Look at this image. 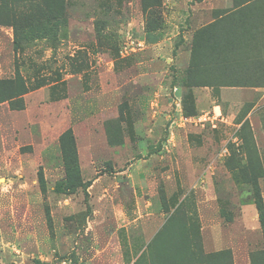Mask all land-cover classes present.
<instances>
[{
    "label": "rangeland",
    "instance_id": "obj_1",
    "mask_svg": "<svg viewBox=\"0 0 264 264\" xmlns=\"http://www.w3.org/2000/svg\"><path fill=\"white\" fill-rule=\"evenodd\" d=\"M25 12L56 32L0 16V264H264V0Z\"/></svg>",
    "mask_w": 264,
    "mask_h": 264
},
{
    "label": "trees",
    "instance_id": "obj_2",
    "mask_svg": "<svg viewBox=\"0 0 264 264\" xmlns=\"http://www.w3.org/2000/svg\"><path fill=\"white\" fill-rule=\"evenodd\" d=\"M34 0H0V16L1 18L5 16L6 14H10L11 22L14 28V34H15V41H14V46L19 47V41L21 39H32L36 37H28V33L31 34H37V35H48V38L53 40L54 39V34L56 31L53 29L52 23L48 25H41L39 27L38 20H32L30 15L32 14L31 12H28L26 14L25 8L29 4H32ZM26 27V31L23 30ZM82 181L78 182H65L63 185L61 182H58L54 185L53 191L55 193H64V188L68 187L69 190H74L75 187L80 186ZM68 185V186H67ZM39 186L41 191H45V184H44V179L42 177L39 178ZM69 186H72L70 189ZM255 206L258 211L259 215V222L264 228V205L262 202V199L260 197V194L258 192L255 193Z\"/></svg>",
    "mask_w": 264,
    "mask_h": 264
},
{
    "label": "built area",
    "instance_id": "obj_3",
    "mask_svg": "<svg viewBox=\"0 0 264 264\" xmlns=\"http://www.w3.org/2000/svg\"><path fill=\"white\" fill-rule=\"evenodd\" d=\"M216 114V109H213V115H215Z\"/></svg>",
    "mask_w": 264,
    "mask_h": 264
}]
</instances>
